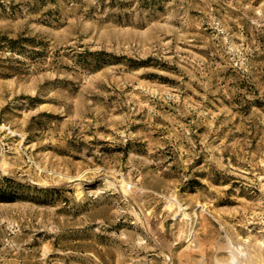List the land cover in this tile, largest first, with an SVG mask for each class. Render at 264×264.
<instances>
[{"label": "rangeland", "instance_id": "obj_1", "mask_svg": "<svg viewBox=\"0 0 264 264\" xmlns=\"http://www.w3.org/2000/svg\"><path fill=\"white\" fill-rule=\"evenodd\" d=\"M0 264H264V0H0Z\"/></svg>", "mask_w": 264, "mask_h": 264}, {"label": "trees", "instance_id": "obj_2", "mask_svg": "<svg viewBox=\"0 0 264 264\" xmlns=\"http://www.w3.org/2000/svg\"><path fill=\"white\" fill-rule=\"evenodd\" d=\"M18 183L11 178L0 175V202H10L17 197Z\"/></svg>", "mask_w": 264, "mask_h": 264}]
</instances>
